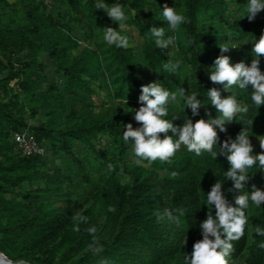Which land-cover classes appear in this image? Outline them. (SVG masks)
<instances>
[{
    "label": "trees",
    "instance_id": "obj_1",
    "mask_svg": "<svg viewBox=\"0 0 264 264\" xmlns=\"http://www.w3.org/2000/svg\"><path fill=\"white\" fill-rule=\"evenodd\" d=\"M104 2L120 4L128 19L119 26L95 8L97 0H0V251L11 260L183 264L202 239L199 225L209 208L215 215V206L205 203L216 182L222 183L225 199L235 206V197L242 193L225 178L230 164L223 154L216 159L207 152L196 156L182 146L170 162L157 160L140 167L130 160L131 146L123 141V132L129 123L134 129L141 126L134 114L141 107L143 85L156 82L170 92L184 88L189 95L197 93L203 104L198 116L182 97L169 106V115L163 118L177 126L186 118L193 123L218 118L207 95L212 88L222 98L235 94L249 111L226 124V132L216 129L214 151L243 129L253 155L264 151L258 139L264 136V105L253 104L251 85L227 91L209 78L220 55L229 56L232 64L251 65L252 42L264 34V10L250 22L247 0ZM165 4L188 21L176 32L163 21ZM154 26L164 27L166 38L177 36L172 54L156 47L149 31ZM106 27L127 37L129 47L107 44ZM225 45L238 46L242 58L230 54V49L221 53L220 46ZM18 53L22 55L16 58ZM40 53L55 73L43 85ZM169 60L181 62L175 75L163 69ZM259 67L264 73V56ZM93 83L106 88L104 97L96 98ZM175 115L178 118L172 120ZM20 128L29 130L65 166L53 160L47 164L43 154H19L12 134ZM167 135L173 136L171 131ZM164 136L160 134L161 139ZM76 141L83 148L81 154L74 151ZM109 164L114 171L107 169ZM121 169L123 176L117 172ZM248 174L243 192L250 193L253 185L264 191V171L254 166ZM177 209L186 210L179 224L165 215L168 210L176 216ZM246 215L244 235L232 242L228 264H264L260 247L264 236L255 232L257 227L264 229V203L256 206L249 201ZM80 216L86 222L78 220ZM244 252L240 263L237 259Z\"/></svg>",
    "mask_w": 264,
    "mask_h": 264
},
{
    "label": "clouds",
    "instance_id": "obj_2",
    "mask_svg": "<svg viewBox=\"0 0 264 264\" xmlns=\"http://www.w3.org/2000/svg\"><path fill=\"white\" fill-rule=\"evenodd\" d=\"M95 8L104 10L109 18L119 22V26L120 22L128 19L120 4L109 6L104 0H97ZM262 10H264V0H247L245 11L250 22ZM133 15H135L134 11ZM161 15L172 32H176L181 24L188 22L183 15L176 12L174 7H169L167 4L163 6ZM149 31L157 48L164 50L169 45L174 46L175 37L167 36L166 38L164 27L154 26ZM103 39L107 44L115 45L117 48L129 47L128 38L111 27L104 28ZM220 48L221 53H226L230 49L226 45ZM251 54L254 59L250 66H246L243 62L232 64L229 56L220 55L214 61V71L209 78L213 83L223 85L227 91L233 87L243 90L251 85L253 104L262 106L264 105V73L261 72L259 64L260 57L264 56V34L252 42ZM180 67L179 60L175 62L169 60L163 65V69L173 75L178 73ZM207 95L219 113L218 118L199 119L195 123L192 119L186 118L182 126H177L171 120L163 118L169 115V106L176 105L178 97H182L186 107L191 109L192 115L198 116L203 104L197 98V93L193 92L189 95L184 88H180L177 92H170L156 82L143 85L138 98L141 107L134 114V120L141 126L134 129L129 123L123 132V141L131 146L133 163L140 167H147L157 160L170 162L182 146L196 156L207 152L216 159L218 154H223L230 164V169L224 173L225 178L233 181L234 189L242 194L235 197V206H231L223 195L222 183L216 182L211 187L210 192L207 193L205 205H214L215 215L213 216L212 209L209 208L207 218L199 225L202 239L194 243L191 255L183 258V264H228L226 257L233 251L232 242L244 235L245 226L248 223L246 210L249 208V201L256 206L264 203V191L255 185L252 186L250 193L243 192L249 180L248 170L258 166L264 171V151L253 155V145L247 131L243 129L235 139L229 137L223 142L219 152L214 151V146L219 140L216 129L226 132V124L231 123L238 114L248 113L247 105H241L235 94L222 98L220 91L216 88L209 90ZM177 118L178 115H175L172 120ZM169 131L173 136L167 135ZM161 133L165 134L163 139L160 138ZM258 139L260 148L264 150V136ZM107 169L115 170L112 164H109ZM119 175H124L123 169L120 170ZM124 179L130 182V177L125 176ZM111 210L114 211V209ZM185 211V209H177L178 215L173 216L171 211L166 210L165 215L169 220L179 224L180 217L185 214ZM77 219L86 222V217L80 216ZM255 232L264 236L262 228L257 227ZM260 247H264V244Z\"/></svg>",
    "mask_w": 264,
    "mask_h": 264
},
{
    "label": "rangeland",
    "instance_id": "obj_3",
    "mask_svg": "<svg viewBox=\"0 0 264 264\" xmlns=\"http://www.w3.org/2000/svg\"><path fill=\"white\" fill-rule=\"evenodd\" d=\"M230 8L232 9V7H230ZM174 37H175V43H174V46L169 45V47H168L167 49H165V51H166L168 54H172L174 50H177V47H176V39H177V36L174 35ZM81 44H82V42H81ZM233 47H234V48H233ZM230 50H231V51H230V54L235 55V56H237V57H239V58H242V54H241L240 49H239L238 46H233V45H231ZM21 55H22V53H18V54L15 55V57L18 58V57L21 56ZM39 58L43 61V68H42L43 77H42V79H41V85H43L44 83H46V82L52 80V79L54 78L55 73H54V71H53V66H52V64L50 63L49 59H47V58L45 57V55H44L43 53H40V54H39ZM137 70H138L139 72H141V69L138 68V67H137ZM141 73H142V72H141ZM92 86H93V88H95V90H96V92H97V94H98V95L96 96V98H99V97L102 98V97H104V92H105V90H106L105 87L97 86L96 83H93ZM32 120H33V119L26 118V121H27V122H33ZM82 149H83L82 146H81L77 141L74 142V151H75L77 154H81ZM129 150H130V147H128V153H129ZM43 155H44V158H45L47 164H49L50 161L53 160L55 163L59 164L61 167L65 166V162L60 161V159H58V158H54L53 155L51 154V151H50V150L45 151V153H44ZM129 158H130V160H133V159H134V158L132 157V155H131ZM117 172H118V174H119V173H120V170H119V171L117 170ZM60 202H62V201H60ZM60 202H59V203H60ZM54 203H58L57 200H55ZM245 253H246V252H244L243 254L240 255V257L237 259L238 262L241 263V262L243 261V256L245 255ZM170 264H174V263L171 262Z\"/></svg>",
    "mask_w": 264,
    "mask_h": 264
},
{
    "label": "built area",
    "instance_id": "obj_4",
    "mask_svg": "<svg viewBox=\"0 0 264 264\" xmlns=\"http://www.w3.org/2000/svg\"><path fill=\"white\" fill-rule=\"evenodd\" d=\"M12 140L19 154H44L46 151L44 143L38 142L26 128H20L14 131Z\"/></svg>",
    "mask_w": 264,
    "mask_h": 264
},
{
    "label": "water",
    "instance_id": "obj_5",
    "mask_svg": "<svg viewBox=\"0 0 264 264\" xmlns=\"http://www.w3.org/2000/svg\"><path fill=\"white\" fill-rule=\"evenodd\" d=\"M0 254L5 258L6 264H36L32 261H29V260L23 259V258L11 260L10 258L6 257L1 251H0Z\"/></svg>",
    "mask_w": 264,
    "mask_h": 264
},
{
    "label": "bare ground",
    "instance_id": "obj_6",
    "mask_svg": "<svg viewBox=\"0 0 264 264\" xmlns=\"http://www.w3.org/2000/svg\"><path fill=\"white\" fill-rule=\"evenodd\" d=\"M0 264H6L5 258L0 254Z\"/></svg>",
    "mask_w": 264,
    "mask_h": 264
}]
</instances>
